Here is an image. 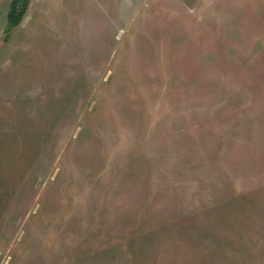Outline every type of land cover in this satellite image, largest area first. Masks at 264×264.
Wrapping results in <instances>:
<instances>
[{
  "label": "rangeland",
  "instance_id": "obj_1",
  "mask_svg": "<svg viewBox=\"0 0 264 264\" xmlns=\"http://www.w3.org/2000/svg\"><path fill=\"white\" fill-rule=\"evenodd\" d=\"M0 3V264H264V0Z\"/></svg>",
  "mask_w": 264,
  "mask_h": 264
},
{
  "label": "trees",
  "instance_id": "obj_2",
  "mask_svg": "<svg viewBox=\"0 0 264 264\" xmlns=\"http://www.w3.org/2000/svg\"><path fill=\"white\" fill-rule=\"evenodd\" d=\"M2 0H0L1 3ZM31 0H12L8 14L7 31L15 29L22 22Z\"/></svg>",
  "mask_w": 264,
  "mask_h": 264
}]
</instances>
